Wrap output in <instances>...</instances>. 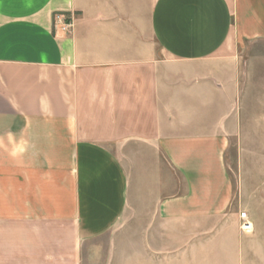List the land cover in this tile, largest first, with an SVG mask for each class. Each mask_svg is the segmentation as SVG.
<instances>
[{
    "label": "crops",
    "instance_id": "1",
    "mask_svg": "<svg viewBox=\"0 0 264 264\" xmlns=\"http://www.w3.org/2000/svg\"><path fill=\"white\" fill-rule=\"evenodd\" d=\"M249 40L264 0H0V264H82L132 208L151 221L142 264H264V180L236 192L226 159L248 127ZM144 144L172 193L147 196L123 161Z\"/></svg>",
    "mask_w": 264,
    "mask_h": 264
},
{
    "label": "rangeland",
    "instance_id": "2",
    "mask_svg": "<svg viewBox=\"0 0 264 264\" xmlns=\"http://www.w3.org/2000/svg\"><path fill=\"white\" fill-rule=\"evenodd\" d=\"M238 48L237 57L248 64L251 94L248 101L240 104V111L248 114V127L240 129L231 139L232 145L226 154L228 172L236 192L243 185L242 176L247 181L256 176L264 180V42L249 40ZM141 146L140 149L137 146L138 159L122 157L123 161L128 165L136 160L140 162L138 181L139 185L146 183L143 191L147 196L152 190V180H157L165 194L172 193L166 185L173 182L174 176L167 171L162 155L157 154L153 146ZM247 181H244V186H247ZM150 223L149 220L140 221L138 211L132 208L131 219L126 225L122 222L113 234L87 243L82 252V264H142L140 235Z\"/></svg>",
    "mask_w": 264,
    "mask_h": 264
},
{
    "label": "built area",
    "instance_id": "3",
    "mask_svg": "<svg viewBox=\"0 0 264 264\" xmlns=\"http://www.w3.org/2000/svg\"><path fill=\"white\" fill-rule=\"evenodd\" d=\"M72 17L71 16H64V15H61V14H57L55 16V23L56 24H60L61 23V27L63 28L64 31H67L69 30L70 28H72ZM240 219L242 220V228H243V231L246 232V233H251L253 232L254 230V227H253V224H252V221L251 219H249V216L246 212H242L240 214Z\"/></svg>",
    "mask_w": 264,
    "mask_h": 264
},
{
    "label": "clouds",
    "instance_id": "4",
    "mask_svg": "<svg viewBox=\"0 0 264 264\" xmlns=\"http://www.w3.org/2000/svg\"><path fill=\"white\" fill-rule=\"evenodd\" d=\"M8 139L10 143H13L12 150L10 151V155L13 158L22 155L27 150V142L25 140H20L16 143L13 141V135L11 133H9Z\"/></svg>",
    "mask_w": 264,
    "mask_h": 264
}]
</instances>
